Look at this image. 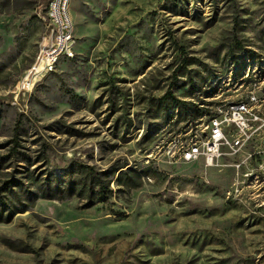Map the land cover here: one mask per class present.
Wrapping results in <instances>:
<instances>
[{"label": "rangeland", "instance_id": "1", "mask_svg": "<svg viewBox=\"0 0 264 264\" xmlns=\"http://www.w3.org/2000/svg\"><path fill=\"white\" fill-rule=\"evenodd\" d=\"M46 5L0 0V264H264V0H72L74 55L21 89Z\"/></svg>", "mask_w": 264, "mask_h": 264}, {"label": "built area", "instance_id": "2", "mask_svg": "<svg viewBox=\"0 0 264 264\" xmlns=\"http://www.w3.org/2000/svg\"><path fill=\"white\" fill-rule=\"evenodd\" d=\"M71 1L47 0L45 33L39 43L34 61L21 81V89L32 87L40 76L53 71L61 59L71 58L74 55L75 25L69 11ZM246 114H251L249 107L242 102H237L230 105L223 120L228 126L235 124L236 130L243 135L248 128ZM219 123L217 119H212L210 124H206L205 128L210 130L208 137L207 135L199 136L197 132H194L192 137L185 139L184 144L174 145V152L178 154L177 159L182 162H191L202 155L207 165L213 164L220 139L223 138ZM200 131L203 132L205 129Z\"/></svg>", "mask_w": 264, "mask_h": 264}, {"label": "trees", "instance_id": "3", "mask_svg": "<svg viewBox=\"0 0 264 264\" xmlns=\"http://www.w3.org/2000/svg\"><path fill=\"white\" fill-rule=\"evenodd\" d=\"M167 94L170 95V91L166 92ZM117 180L118 182H120V184L125 185L126 187L130 188H135L140 186L141 181V174L140 173H134V172H121L118 174L117 176ZM9 181L5 182L6 188H8V190L15 194V191L11 188L10 184H8ZM54 187L56 188V185L54 184ZM108 191V188L105 189L104 185L100 183L99 185V192L101 193V196L104 197V193ZM9 217V213L7 215ZM2 217V213H0V218Z\"/></svg>", "mask_w": 264, "mask_h": 264}]
</instances>
